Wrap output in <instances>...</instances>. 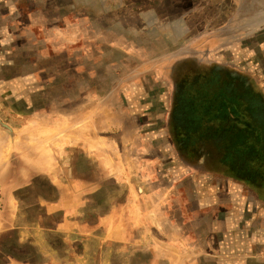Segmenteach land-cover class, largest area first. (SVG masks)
I'll return each mask as SVG.
<instances>
[{"label": "rangeland", "instance_id": "rangeland-1", "mask_svg": "<svg viewBox=\"0 0 264 264\" xmlns=\"http://www.w3.org/2000/svg\"><path fill=\"white\" fill-rule=\"evenodd\" d=\"M263 149L264 0H0V168L96 225L97 264H264L222 177Z\"/></svg>", "mask_w": 264, "mask_h": 264}, {"label": "crops", "instance_id": "crops-1", "mask_svg": "<svg viewBox=\"0 0 264 264\" xmlns=\"http://www.w3.org/2000/svg\"><path fill=\"white\" fill-rule=\"evenodd\" d=\"M2 157L6 159L8 155L0 151V159ZM251 163L250 170L237 169L231 172L232 176L222 177L233 178L234 191L241 199L247 198L253 208V211L248 210L251 212L250 221L261 226L264 224V159ZM14 171L13 166L0 168V264H97L94 248L106 246L111 240L97 238L96 225L81 226L77 210L69 211L64 219L62 195L47 204L51 206H22L18 194L26 185V179L16 177ZM240 212L243 213V208ZM45 215L52 217L50 223L44 221ZM132 227L135 224L132 223ZM123 229V224L116 227L121 236L119 242L127 243L129 237ZM128 229L127 224L126 232ZM82 235L88 237L80 238Z\"/></svg>", "mask_w": 264, "mask_h": 264}, {"label": "water", "instance_id": "water-1", "mask_svg": "<svg viewBox=\"0 0 264 264\" xmlns=\"http://www.w3.org/2000/svg\"><path fill=\"white\" fill-rule=\"evenodd\" d=\"M258 20V19H257Z\"/></svg>", "mask_w": 264, "mask_h": 264}]
</instances>
